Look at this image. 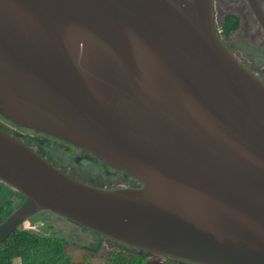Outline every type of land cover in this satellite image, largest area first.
<instances>
[{
	"label": "water",
	"instance_id": "obj_1",
	"mask_svg": "<svg viewBox=\"0 0 264 264\" xmlns=\"http://www.w3.org/2000/svg\"><path fill=\"white\" fill-rule=\"evenodd\" d=\"M0 114L141 182L85 183L0 126V180L25 196L0 246L48 211L194 264H264V79L213 0H0Z\"/></svg>",
	"mask_w": 264,
	"mask_h": 264
},
{
	"label": "rangeland",
	"instance_id": "obj_2",
	"mask_svg": "<svg viewBox=\"0 0 264 264\" xmlns=\"http://www.w3.org/2000/svg\"><path fill=\"white\" fill-rule=\"evenodd\" d=\"M220 4L222 5L221 7ZM229 8L236 9L243 16L241 28L227 39L229 47L241 61L264 77V56L257 58L258 60L255 61L252 58L253 56L250 55L251 51L248 48L251 35L248 27L252 22H255V15L248 0H233L232 2L230 0H214L216 22L220 19L221 9L223 11ZM0 121L10 131L15 128L2 120ZM18 135L32 143L36 142L33 145H36L37 149L47 151L48 156L52 153H57L59 164L70 172L72 176L85 183L105 188L139 186L136 179L127 174L126 171L112 168L96 155L84 149L72 148L65 142H58L44 134L28 130L18 131ZM23 227L46 235L65 237L67 239L65 245L66 253L73 260L85 261L86 264H108L109 254L116 249L143 253L148 256L149 264H162L165 259L163 255H153L151 252L104 237L53 212H41L29 219Z\"/></svg>",
	"mask_w": 264,
	"mask_h": 264
},
{
	"label": "trees",
	"instance_id": "obj_3",
	"mask_svg": "<svg viewBox=\"0 0 264 264\" xmlns=\"http://www.w3.org/2000/svg\"><path fill=\"white\" fill-rule=\"evenodd\" d=\"M241 25L240 12L231 8L223 11L221 9L216 26L221 39L227 46V39L239 30ZM66 242L67 239L63 236L46 235L22 226L0 246V264H86L85 261L73 260L66 253ZM153 255L156 254L153 253ZM164 257L162 264H194ZM107 262L108 264H149V258L140 252L116 249L109 254Z\"/></svg>",
	"mask_w": 264,
	"mask_h": 264
},
{
	"label": "flooded vegetation",
	"instance_id": "obj_4",
	"mask_svg": "<svg viewBox=\"0 0 264 264\" xmlns=\"http://www.w3.org/2000/svg\"><path fill=\"white\" fill-rule=\"evenodd\" d=\"M259 3H260V5H261V7H262V9L264 11V0H259ZM254 15H255V13H254ZM242 19H243V16H242ZM249 30L251 32V35H250V38H249L250 41L248 43L249 44L248 45V48L251 51L250 55L253 56L252 58H254V60L256 61V60H258L257 58L264 56V27L261 25V23L257 19L256 15H255V22H252V24L249 25V27H248V31ZM228 47H229V45H228ZM248 67L252 69V67H250V66H248ZM252 70L257 73V71H255L254 69H252ZM257 74H259V73H257ZM262 78L264 79V77H262ZM0 120H2L3 122H5V123H7V124H9V125H11L12 127H15V128L13 129V131H10L4 125H2V123L0 121V126L1 127H3L9 133H11L15 137H17L18 139H20L21 141H23L25 144H27L28 146H30L34 151H36L40 156H42L44 159H46L47 161H49L50 163H52L54 166L60 168L61 170H63L64 172H66V174L72 176L70 174V172L66 171V169H64V167H62L59 164V159H58L59 157L56 155L57 153H52V154H50L48 156L47 155L48 154L47 151H45V150L42 151L40 149H37L35 147L36 145H33L36 142L35 143H32V142H30L28 140H25L20 135H18V131L28 130V131H31V132H34V133L44 134V135L48 136L49 138H51V139H53L55 141L65 142L66 144L70 145L72 148H75V149H83V148H80L78 146H75V145H73V144H71V143H69V142H67L65 140L59 139V138H57L55 136H52V135H49V134H46V133H43V132L35 131V130L29 129V128L21 127V126L15 124V123L11 122L10 120L6 119L1 114H0ZM86 151H88V150H86ZM88 152L92 153L91 151H88ZM92 154H94V153H92ZM112 168L117 169L115 167H112ZM119 170H121V169H119ZM72 177H74V176H72ZM134 179H136V178H134ZM136 181L139 183V185H141V182L139 180L136 179ZM24 200H25V196L22 193H20L19 191H17L16 189H14L12 186H10L9 184L5 183L4 181L0 180V222L3 221L12 211H14ZM7 207H9V208L12 207V208L9 209Z\"/></svg>",
	"mask_w": 264,
	"mask_h": 264
}]
</instances>
